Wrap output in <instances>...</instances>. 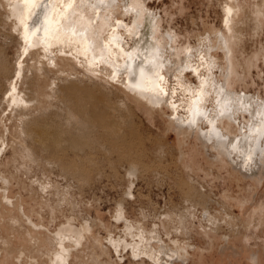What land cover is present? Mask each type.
Wrapping results in <instances>:
<instances>
[{"label": "rangeland", "instance_id": "1", "mask_svg": "<svg viewBox=\"0 0 264 264\" xmlns=\"http://www.w3.org/2000/svg\"><path fill=\"white\" fill-rule=\"evenodd\" d=\"M139 1L179 55L190 51L193 63L182 72L184 87L176 82L183 77L176 80L168 66V100L153 105L121 102L126 89L111 71L105 79H90L79 66L63 67L72 72L69 81L107 101L88 102L92 106H115L105 127L79 123L77 107L68 102L75 94L66 91L65 81L56 83L55 73L30 84L19 79L24 56L16 63L18 38L5 36L0 8V55L4 51L8 67L6 75L0 73V143L6 142L0 145V176L6 178L0 188L10 199L0 203V264H20L18 250L25 254L22 264H47L60 247L70 249L67 264H158L180 249L189 252L187 264L199 253L215 264H264V170L250 176L234 155L203 143L206 125L194 130L180 120L200 88L207 90L204 108L211 111V85L226 77L236 94L264 100V0H235L229 31L224 8L231 0ZM117 2L115 19L131 24V13L124 15L122 0ZM109 29L103 26L101 34ZM237 118L245 126L248 115ZM227 123L219 124L226 135L239 133L240 125L226 131ZM56 129V139L47 137ZM63 129L81 135V143L72 144ZM65 227L80 231L82 240L56 239ZM173 260L167 264H181Z\"/></svg>", "mask_w": 264, "mask_h": 264}, {"label": "bare ground", "instance_id": "2", "mask_svg": "<svg viewBox=\"0 0 264 264\" xmlns=\"http://www.w3.org/2000/svg\"><path fill=\"white\" fill-rule=\"evenodd\" d=\"M61 1L0 0V8L5 12L6 28H8L5 36L8 38L17 36L20 45L16 60V63L21 61L18 69L19 79L22 80L23 77L25 83L30 84L34 83L36 77H43L45 72L55 73L56 83L58 79L65 81L66 91L75 94L68 102L74 103L77 107L76 112L80 116L79 123L83 127H86L88 120L92 121L91 123L100 122V125L105 127L106 121L104 120L114 111L115 106L108 103H105L101 108L92 106L93 104L88 102L107 101L93 98L88 90L86 91L82 86L79 87L74 80L69 81L68 78L72 72H66L63 67L79 66L90 79H105L108 72L111 71V78L118 80L126 89V91H122L125 93H123L121 102H130L128 98L133 102H146L151 105L167 102L168 99L164 95H167L169 90L165 86L168 82L165 74V71L168 74V66L171 67L170 69L175 68L176 71L171 72V75L176 73V80L183 77L181 82L180 80L176 82L179 86L184 87L185 81L182 72L190 68L193 63L190 51H186L182 56L179 55L172 45V38L166 32L161 31L152 11L144 8L139 0H122L120 5L124 9V15L131 13V24L115 19L119 7L118 0H104L102 4L90 2V0H81L78 3H75L77 0H66L67 2L65 1L60 7L57 4ZM231 1L232 5L226 4L224 8L228 15V31L235 23L230 14L236 10V4H234L235 0ZM105 25H109L110 29L103 35L101 29ZM123 25L124 30L128 32L127 37L122 34V29H119ZM105 35L109 36L108 40L104 39ZM69 40H74V42ZM20 56L24 57L20 60ZM89 57L92 58V62L88 61ZM58 58L61 60L60 63L57 62ZM6 63L3 51L0 55V73L2 75L7 74ZM48 63L53 64L54 69L47 67ZM24 68L28 73L24 72ZM228 80L229 78L226 77L224 82H219L215 87L212 83L211 90L215 94V102H213L211 111L204 108V102L208 96L207 90L200 88L196 90L195 94L189 96L186 115L184 118L180 117V120L186 122L189 129L194 130L195 128L199 129L200 123L206 125L208 130L205 133L200 131L203 143H212L219 153L223 152L228 157L231 154L234 155V163L241 170L250 176H258L260 170H264V100L261 98L257 102V99L245 92L240 95L236 94L230 88ZM171 94L173 93L171 92ZM170 102H175V99L170 98L168 101L172 108L173 104ZM244 112L248 115L245 126L237 118ZM71 118L76 119L74 115H71ZM70 119L68 118V120ZM225 119L228 121L224 127L226 131L231 126L239 127L240 125L238 134L226 135L222 131L221 125L224 124ZM101 129L103 128L101 127ZM59 131L56 129L53 134L47 137L54 140ZM63 131L72 144L81 143L79 141L81 135H78L77 132H72L69 129H63ZM107 133L109 132L107 131ZM0 145L5 146L6 142L2 141ZM0 181L4 183L6 178L0 176ZM0 192V203L2 201L9 203L10 199L6 197V188H0ZM67 229L65 227L56 239L69 238L77 243L82 240L83 236L80 231L73 232L72 230L67 231ZM226 239V236L222 237V240ZM3 243L6 244L7 240L4 239ZM226 244L221 245L220 248L226 247ZM190 247L192 248V245ZM18 251L21 255L15 259L16 261L18 259L22 264V257L25 254L22 250ZM174 254L178 262L187 264L186 261L189 259L187 249L167 254L169 260L161 257L158 264L173 263ZM69 255V248L60 247L59 250L51 251L47 264H67ZM29 264H37V261L31 259ZM191 264H215V261L212 258L208 262L203 254L199 253Z\"/></svg>", "mask_w": 264, "mask_h": 264}, {"label": "snow or ice", "instance_id": "3", "mask_svg": "<svg viewBox=\"0 0 264 264\" xmlns=\"http://www.w3.org/2000/svg\"><path fill=\"white\" fill-rule=\"evenodd\" d=\"M90 2H95V3L102 4L104 2V0H90Z\"/></svg>", "mask_w": 264, "mask_h": 264}]
</instances>
